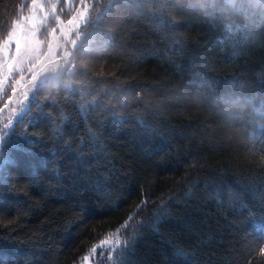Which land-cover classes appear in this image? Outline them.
I'll list each match as a JSON object with an SVG mask.
<instances>
[{
  "label": "snow or ice",
  "instance_id": "6c2138e0",
  "mask_svg": "<svg viewBox=\"0 0 264 264\" xmlns=\"http://www.w3.org/2000/svg\"><path fill=\"white\" fill-rule=\"evenodd\" d=\"M17 10L9 21L0 20V264H42L37 253L43 225L25 233L20 220L47 207V194L41 202L29 189L46 179L49 193L62 189L70 166L83 173L91 196L87 202L79 194L73 198L65 231L128 204L123 220L92 245L82 264L93 257L97 264H130L139 241L157 234L172 206L200 187L199 179L189 180L192 170L199 171L192 161L179 179H171L174 187L154 196L155 185L146 181L128 203L117 190L128 173L117 167V154L105 141L109 118L151 127L144 112L153 102L151 85L121 76L148 56L168 58V52L197 43L189 33L194 18L220 28L214 44L225 56L223 68L213 71L223 78L201 76L175 99L226 113L220 124L208 125L210 135L242 145L250 167H217L204 178L220 192L209 214L216 223L187 242L165 241V264H264V53L253 77L250 48L264 36V0H21ZM135 38L140 39L134 44ZM114 59L121 64L110 65ZM133 104L131 113L117 110ZM173 155L177 163L182 159L179 151L160 149L153 161L157 175L175 171ZM13 212L11 219L3 215ZM258 217L260 223H253Z\"/></svg>",
  "mask_w": 264,
  "mask_h": 264
},
{
  "label": "trees",
  "instance_id": "16d2710c",
  "mask_svg": "<svg viewBox=\"0 0 264 264\" xmlns=\"http://www.w3.org/2000/svg\"><path fill=\"white\" fill-rule=\"evenodd\" d=\"M20 3L21 0H0V20L9 21L18 15L17 5ZM191 24L190 37L198 38L197 43H190L183 52L178 48L168 52V58L164 55L148 56L146 61H137L133 64L130 73L121 76L123 80L137 77L142 81H148L151 85L147 90L152 93L153 102L149 108L144 109L146 122L151 127L141 126L134 120H128L123 124H113L111 118L106 121L105 141L111 151L117 154V167L121 172L128 173L127 179L121 176L123 187L117 185L120 194L130 198L128 203L137 198L139 185L146 181L155 185L153 194L158 196L167 188L174 187L171 179H179L192 161H196V169L199 170H192L189 180L199 179L200 187L191 197L183 198L172 206V215L161 224L157 234L148 233L139 241L135 255L130 258V264H165L167 251L165 241L187 242L191 237L206 231L208 223L215 225V218L210 219L209 214L216 208V200L220 192L215 184L205 185L204 178L215 175L214 169L217 167L237 169L250 167L249 162L244 158L245 149L242 145L227 142L220 135H210L211 130L208 125L217 126L221 120L227 118L226 113L217 115L207 106L192 105L190 102L175 99L185 85L201 76L214 80L223 78L219 71H213L223 68L225 56V51L214 44L220 34V28L215 22L195 18ZM145 32L151 39H157L148 29H145ZM139 39H133L132 43H138ZM262 41L264 36L250 42L253 77L261 71L259 58L264 53ZM109 64L119 66L121 61L114 59L110 60ZM132 86L135 87L134 82ZM140 90L141 88H136V91ZM190 91L197 92L200 89L191 87ZM132 100L134 93L129 97L130 104ZM117 110L131 113L136 110V106L133 104L126 110L120 108ZM201 140L203 144L200 143ZM168 141H171L170 148ZM160 149L181 153L182 159L178 163L174 155L170 156L176 164L175 171L169 168L157 175L153 161L158 158ZM153 153H157V156L152 157ZM149 157H152V160H149ZM65 171L67 175L64 177L62 189L49 193L47 179L38 188L29 189L30 194L41 202L47 194V207L42 213L20 220L25 233L40 229L43 225L42 231L46 235L37 253L42 264H82V257L88 254L93 244L98 243L107 232L123 220L124 212L128 207V204H124L119 212L107 214L101 212L82 225V230L73 225L71 229L65 231V222L72 215L73 198L79 194L81 201L87 202L91 196L86 182L80 178L83 173L79 168L70 166ZM20 183L27 181L22 179ZM82 183L85 184L84 187H81ZM62 195L66 197L65 200L60 199ZM24 206L27 208V204ZM97 211L100 209L97 208ZM3 215L11 219L15 213H3ZM45 221L48 223L44 224ZM220 223L224 222L220 221ZM253 223L259 224V217ZM251 226L249 224L247 227L251 228ZM78 231L79 235H77ZM217 239L219 240V237ZM83 264H97V259L93 257ZM100 264H110V261L105 259Z\"/></svg>",
  "mask_w": 264,
  "mask_h": 264
}]
</instances>
